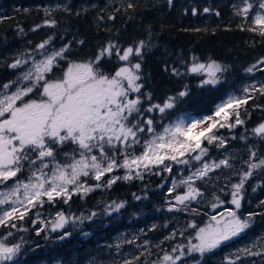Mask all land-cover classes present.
I'll return each mask as SVG.
<instances>
[{"label":"snow or ice","instance_id":"obj_1","mask_svg":"<svg viewBox=\"0 0 264 264\" xmlns=\"http://www.w3.org/2000/svg\"><path fill=\"white\" fill-rule=\"evenodd\" d=\"M168 3L171 5L172 0ZM135 7L132 2L127 4V9L134 10ZM203 11L208 13L210 9ZM192 14L196 15L197 10L192 9ZM45 15L51 17V12L45 9ZM235 15L241 21L237 26L239 30L253 33L260 38L258 42L264 43V0H241ZM108 19H115V16ZM56 25L57 21L51 18L45 19L43 24L50 28ZM40 27L42 25H37L33 31ZM150 39L149 34L147 41L140 40L127 47L109 41L93 58L77 62L69 59L70 44L57 49L53 44L54 36H49L32 50L42 56L41 59L29 54L28 59L17 58L8 65L11 69H20L31 61L17 81H9L0 88V227L7 230L0 232V264H16L24 242L21 238V243L9 246V238L15 237L13 229L22 230L17 221L23 222L33 210H36L37 219L32 223L44 225L36 229L37 236L62 230L70 222L63 211H58L50 221L43 219L40 209L45 203L55 206L62 200L67 204L73 195H86L101 187L110 188L121 179H143L146 173L171 175L175 165H182L188 175H181L178 180L172 178L167 189L168 211L188 209L193 201L202 199L204 192L196 182L206 185L211 180V173L225 168L232 169L231 174L239 177L237 183H231L230 177L227 178L231 184L230 203L234 207L224 208L218 213L219 219L212 215L203 227L189 223L188 227L195 235L187 244L172 247L171 252L162 250L163 256L153 264H177L178 261L186 264L183 258L191 256L195 259L194 254L210 253L250 228L252 217L258 213H249L247 219H242L238 210L245 183L257 172L264 171V157L249 147L248 158L241 161L246 170L235 171L234 157L212 160L209 151L212 147L227 150L229 138L217 133L220 129L231 131L245 124L240 118V109L255 99L254 94L264 96V82L246 85L239 97L228 95L208 114L198 113L187 122L158 124L155 116L150 114L159 113L163 121L169 110L190 96L192 90L184 85L175 95L153 103L152 94L143 90L141 71ZM113 57L119 66L114 72L105 71L104 65ZM185 63L183 72L172 67V75L199 77L202 89L219 85L222 74L228 70L216 60L201 61L196 56ZM54 69H60L59 77L49 76ZM254 70L264 73V58L246 69L249 73ZM13 88L15 90L11 91ZM244 111L247 113V108ZM251 135L264 141V122L251 129ZM240 139L247 141L248 136ZM66 147L70 150L64 151ZM120 169L124 170L123 177L112 175ZM22 175L24 179L20 178ZM106 176L109 177L107 180L104 179ZM89 180L96 183L89 184ZM181 188L183 192L178 191ZM219 191L224 192V188ZM213 196L215 202L211 207H221L224 201L215 195V189ZM134 198L142 199L135 194ZM260 204L264 206V201ZM113 205L110 206L113 211L125 206L116 202ZM95 215L93 212L88 217L72 219L71 223ZM69 235L62 231L58 239L63 240ZM176 236L174 231L165 239L174 240ZM242 251L248 255H262L249 248ZM134 259L139 261L140 256ZM124 264H133V261L124 260ZM227 264H236V260L229 258Z\"/></svg>","mask_w":264,"mask_h":264},{"label":"trees","instance_id":"obj_2","mask_svg":"<svg viewBox=\"0 0 264 264\" xmlns=\"http://www.w3.org/2000/svg\"><path fill=\"white\" fill-rule=\"evenodd\" d=\"M129 2L136 5L134 10L127 9ZM238 6H241V0H172L171 5L168 0H0V88L16 80L19 70L8 65L17 58L24 60L29 54H35L32 51L35 47L28 51L34 39L42 42L54 36L55 48L70 44L69 59L79 62L93 58L97 50L109 41L126 47L140 40L147 41L150 34V47L142 61L143 90L152 94L153 103L175 95L184 85L192 90L190 96L169 110L161 123L172 120L180 113L190 117L198 113L208 114L217 103L226 99L229 92L239 94V82L243 79L248 81L251 74L246 69L264 58V43L258 42L260 38L237 27L241 22L235 15ZM204 8L210 11L205 13ZM45 9L51 12V17L45 15ZM117 9L120 11L117 12ZM192 9L197 10L196 15L192 14ZM77 12L80 14L77 15ZM216 12L220 15H215ZM109 16H115V19L110 20ZM49 18L57 21L56 27L43 26L45 19ZM37 25L42 27L33 31ZM81 40L83 44L78 43ZM192 56L199 57L201 61L216 60L227 66L221 83L202 89L199 77L172 75V67L183 72L185 62L190 61ZM117 64L113 57L104 69L114 72ZM254 96V100L240 109V118L245 124L231 131L220 129L217 133L229 138L227 146H239L240 137L248 136L254 124L264 120V96ZM154 116L160 118V115ZM69 150V147L64 149ZM258 153L264 157V150ZM222 171L218 180L211 177L206 185L196 182L204 197L193 201L185 210L168 211L169 187L160 175L147 173L143 179H121L110 188L101 187L86 195H73L67 204L58 200L55 208L66 215L79 214L76 218H82L89 211L96 215L91 219H76L75 224L70 219L64 229L70 235L63 240L58 239L61 231L43 232L37 236L39 224L34 225L27 219L22 225L25 229L22 233L24 247L16 264H124V260H132L133 264H153L163 256L167 247L176 241L182 242L180 232L194 236L189 223L202 226L205 218L214 213L215 209L211 211L215 202L213 189L221 200L230 198L226 190V185L230 184L227 178L230 177L233 183L239 177L231 174L232 169ZM112 175L123 177V169ZM261 182L264 184V179L258 175L247 181V187L258 184L255 191L249 189L244 201L250 211L258 213L253 216L254 226L264 225V206L254 200V196L262 193L257 188L262 187L259 186L263 185ZM88 183L95 184L96 181L89 180ZM221 187L224 192L219 191ZM134 194L142 199L136 200ZM113 202L124 203L125 206L113 211L110 207H114ZM174 231L177 232L176 238L166 240L165 237ZM121 235L128 239L121 240ZM222 251L223 248L216 249L213 256ZM194 255L195 259L191 256L184 258L186 264H214L211 253ZM136 256H140L139 261H135Z\"/></svg>","mask_w":264,"mask_h":264},{"label":"rangeland","instance_id":"obj_3","mask_svg":"<svg viewBox=\"0 0 264 264\" xmlns=\"http://www.w3.org/2000/svg\"><path fill=\"white\" fill-rule=\"evenodd\" d=\"M39 40L34 39L31 43L32 48L28 47V51L32 50L34 47L36 48V45H38L41 42H38ZM27 42H29V40H27ZM43 42V41H42ZM127 47V46H126ZM59 49V48H57ZM27 51V52H28ZM33 56H35V59L39 60L42 58V56H40L39 54L35 53ZM82 62V61H79ZM31 61H29L28 64L24 65L22 68L18 69L19 71H17L16 73V80H18V77L21 76L23 71H26L28 67H30ZM119 66V63L117 64L116 68ZM116 68L114 69V71L116 70ZM261 71L259 70H254L251 74H249V80L245 82V80H241L239 83V94H235V92L233 93V91L229 92L228 94H235L237 97L242 95V89L249 84H253V83H259V82H264V73H260ZM55 73V74H54ZM54 73L49 74L52 75V78L55 77H59L61 75V71L60 69H54ZM54 74V75H53ZM15 89H11V91H14ZM160 115L159 113H152L150 115ZM156 118V117H155ZM157 119V123H161V117L160 118H156ZM189 119H191V117L189 115L186 114H177L175 116V118H173L172 120L163 123L164 125H168V124H173V123H178L181 120H184L185 122H187ZM261 122H264V120L260 121L257 124H254V126L251 128L253 129L254 127H256L258 124H260ZM159 130V129H157ZM231 136V134H229ZM239 146H235V147H231V146H227V150L225 151V149H218L215 147H212L209 151V155L211 157L212 160H218V159H222V158H226V157H234L235 159L232 160V162L235 164V170H240L242 168H245L246 170V166H244L241 161L242 160H246L248 158V149L249 147H252L254 150H256L257 152L259 150H264V141L260 140L259 138L253 137L251 135V130L250 133L248 135V140L245 141L243 139H239ZM227 168H225L224 170H226ZM223 171H218L216 173H211V177H215L213 178L214 180H218L217 178H219L220 176L222 177V175L220 174ZM123 174H124V170H123ZM169 173L165 172V175H160L162 177L163 182H165L167 184V187L171 186V180L173 177H175L177 180L180 179V176H187L188 172L186 170H183V166L182 165H176V167L173 169V173L171 174V176H168ZM258 175L259 178L264 179L263 175H264V171L261 172H257L254 176ZM21 179H24L25 176L22 175L20 177ZM239 180V178L233 182V183H237ZM262 183V182H261ZM228 184V183H227ZM263 184V183H262ZM258 184L254 183L252 186H248L247 187V182L244 185V189L242 191V195H243V199L241 201V208L238 210V215H240V217L242 219H247L249 213H255L254 211H250V209H248V207L246 205V201L247 200V196L249 193V189H251V192H253V188H256ZM262 187H257L259 188L262 193L257 194L256 196H254V200L257 201V203L260 204L261 201H264V184L263 185H259ZM250 187V188H249ZM226 190L230 193L231 191V184L227 185ZM256 190V189H255ZM183 192V191H182ZM176 194V193H175ZM173 194V195H175ZM230 195V194H229ZM46 199V198H45ZM231 200V196L230 198H227L226 200H224L225 202L223 203V205L219 208H216L214 210V213L210 214V216H208L207 218H205L206 223L210 222V218L212 215H217V219H219V212H222L224 210V208H233L234 206L231 205L230 203ZM168 203H167V207H168ZM180 205H177V207H179ZM213 210V208L211 207V211ZM35 211L33 210L32 213L29 214L28 217L25 218V220L23 222L17 221V223L20 225L19 228L22 230H17V229H13L12 231L15 233V237L14 238H9L11 240V243H9V246H11L12 243H21V238L22 240H24V236H23V231H25L24 227L22 226L23 223L29 219L30 221L37 219V217L35 216ZM60 211L58 208H55V206H50L49 204L45 203L43 208L40 209L41 212V216L43 219H45L46 221H50L52 219L55 218L56 213ZM90 213H92L91 211L86 212L85 217H88L90 215ZM65 214V213H64ZM66 215V214H65ZM79 214L77 215H66L68 216L71 220L75 219L76 217H78ZM254 220V217H252V221ZM39 224V223H38ZM204 224V225H205ZM204 225L200 226L203 227ZM39 227H44V225L39 224ZM66 227V225H65ZM65 229V228H64ZM64 229L62 230H58L57 232H62L64 231ZM17 230V231H16ZM7 230L0 227V232H6ZM47 233H53V232H47ZM195 235V234H194ZM193 236V235H192ZM192 236H188V235H183L181 236V243L179 241L174 242L173 244H171L169 247H167L165 249V251L171 252V248L174 247L177 244H187L188 239H190ZM121 235V240H127L128 238H125ZM119 239V236H118ZM120 240V241H121ZM223 248L224 251H222L221 254L213 256V250L211 253V255L214 257L212 260L214 261V264H227V260L229 258L236 260V264H264V225H258V226H254L253 222L251 223V226L249 229L245 230L244 233L240 234L239 236L233 238L232 240L228 241L227 243L221 245L219 247ZM245 248H249L251 249V251L253 252H261L262 255H258V256H253V255H248L245 254L242 250ZM209 254V253H206ZM245 255V256H243ZM20 256V254L18 255V257L16 259H18ZM237 256H239V259H237ZM242 256V257H240ZM184 259V258H183ZM179 262V261H178ZM177 262V263H178Z\"/></svg>","mask_w":264,"mask_h":264}]
</instances>
